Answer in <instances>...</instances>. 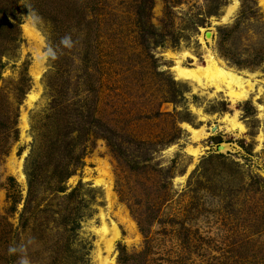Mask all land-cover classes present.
<instances>
[{
	"label": "rangeland",
	"instance_id": "1",
	"mask_svg": "<svg viewBox=\"0 0 264 264\" xmlns=\"http://www.w3.org/2000/svg\"><path fill=\"white\" fill-rule=\"evenodd\" d=\"M207 52L246 97L175 76ZM21 245L31 264H264V0H0V264Z\"/></svg>",
	"mask_w": 264,
	"mask_h": 264
},
{
	"label": "bare ground",
	"instance_id": "2",
	"mask_svg": "<svg viewBox=\"0 0 264 264\" xmlns=\"http://www.w3.org/2000/svg\"><path fill=\"white\" fill-rule=\"evenodd\" d=\"M236 2H234L235 5ZM231 6L229 8V11L234 7ZM223 19H226L224 17ZM23 30L27 36H29L32 39H35L37 41H41V37L39 36V33L37 32L34 27L31 25H24ZM185 53H182V56H184ZM191 55V54H190ZM36 56V55H35ZM181 56V57H182ZM181 57L177 58L175 61V65L173 66V70L175 72V76L177 78L186 79L190 81H195L198 84H205L209 86H213L216 90H225L228 94V98L230 100L234 101L236 99H241L246 97L248 90L251 89V83L249 82V79H244L239 74L233 72L230 68L226 67L224 64H221L213 54L210 52H207L205 56V62L204 64L197 65L195 62L193 63V67H187L181 64ZM38 73L34 74V78H38ZM36 94L30 92L27 96V102L31 104L33 100H35ZM26 116L24 114L21 115V128L22 133L24 135V131L27 127L26 122ZM232 126H237L236 116L234 115L232 119H230ZM185 128L192 133L193 137H196L198 134L202 133V129H196L190 126L189 124L183 123ZM242 127V126H241ZM225 147V146H224ZM223 147V148H224ZM191 152L196 155L198 152V149H192ZM195 157V156H194ZM104 166L102 170H100V175L102 177H109V172L107 168ZM20 179L23 178L22 172L19 173L18 176ZM98 178L96 180V183L104 186L107 188V196L109 197V191H110V184L107 183L104 178ZM101 215V226L99 227V232L104 237L105 247L108 252L111 251L113 246V239L118 237L119 230L115 222L110 221V223L105 221V215ZM100 264H109L108 256H100Z\"/></svg>",
	"mask_w": 264,
	"mask_h": 264
},
{
	"label": "clouds",
	"instance_id": "3",
	"mask_svg": "<svg viewBox=\"0 0 264 264\" xmlns=\"http://www.w3.org/2000/svg\"><path fill=\"white\" fill-rule=\"evenodd\" d=\"M62 43H65L66 45L68 46H71L70 45V41H69V38H65ZM29 245H31L32 243H34L33 240H29L27 242ZM8 252L9 254H18L20 253V260H19V264H31V260L30 258L27 256V247L25 245H21V246H10L8 248Z\"/></svg>",
	"mask_w": 264,
	"mask_h": 264
},
{
	"label": "trees",
	"instance_id": "4",
	"mask_svg": "<svg viewBox=\"0 0 264 264\" xmlns=\"http://www.w3.org/2000/svg\"><path fill=\"white\" fill-rule=\"evenodd\" d=\"M16 121H14V123H15ZM15 133L17 134V129H15ZM77 158H78V160H80V156L78 155L77 156ZM69 164H70V161H69ZM68 167V166H67ZM72 173V170H70L69 168H67L65 171H64V173H62V176H60L61 178H66V177H68L70 174Z\"/></svg>",
	"mask_w": 264,
	"mask_h": 264
},
{
	"label": "water",
	"instance_id": "5",
	"mask_svg": "<svg viewBox=\"0 0 264 264\" xmlns=\"http://www.w3.org/2000/svg\"><path fill=\"white\" fill-rule=\"evenodd\" d=\"M210 36H211V33H210V32H206V37L209 38ZM215 130H216V127H212V128H211V131H215ZM223 145H224V144L218 145L217 148H218L219 151H222V150L224 149V148H223Z\"/></svg>",
	"mask_w": 264,
	"mask_h": 264
}]
</instances>
